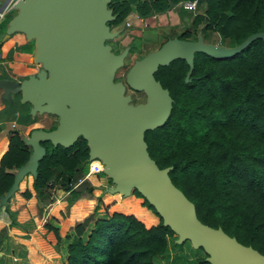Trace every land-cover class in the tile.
<instances>
[{"label":"trees","instance_id":"obj_1","mask_svg":"<svg viewBox=\"0 0 264 264\" xmlns=\"http://www.w3.org/2000/svg\"><path fill=\"white\" fill-rule=\"evenodd\" d=\"M177 1L110 0L107 5L116 17L107 23H116L133 8L145 15ZM203 1L204 11L194 16V22L205 19V27L217 30L228 39L227 43H237L252 31L264 30V0ZM3 28L1 57L14 39L18 43L27 40L21 30L2 38ZM188 33L184 30L179 36L188 37ZM30 40L33 42V38ZM187 68L184 58L175 57L154 71V76L168 88L172 105L162 124L144 131L147 150L159 166L171 165L168 173L172 181L194 202L202 221L220 225L239 241L264 252V42L255 37L226 57L195 51L190 78L185 80ZM25 112L30 115L28 106ZM35 119L32 115L30 122ZM40 142L45 153L38 159L36 175H31L39 199L51 200V182L61 172L58 185L62 191L68 189L67 207L83 195V190L93 193V187L85 186L83 180L66 185L88 157L82 135L68 146L53 144L49 139ZM30 151L31 146L24 142L19 130L10 129L7 146L0 155V193L13 180L12 168L25 162ZM132 190L154 211L156 219L150 225L134 212L118 209L94 218L100 196L91 211L76 218L63 236L57 225L45 222L57 243L64 242L61 264H169L170 237L175 232L136 188ZM21 193L31 195L28 188ZM205 254L196 257V264H210Z\"/></svg>","mask_w":264,"mask_h":264},{"label":"water","instance_id":"obj_2","mask_svg":"<svg viewBox=\"0 0 264 264\" xmlns=\"http://www.w3.org/2000/svg\"><path fill=\"white\" fill-rule=\"evenodd\" d=\"M109 1L15 0L17 10L2 38L14 30L33 38L32 59L40 61L41 68L21 79L0 77L2 97L11 99V92H20L21 101L31 103L30 113H52L57 122L52 128L34 126L22 135L31 151L0 193V202L6 203L25 174L36 175L38 159L45 153L40 139L68 146L80 134L86 139L88 158L99 157L102 170L114 182L109 192L128 194L136 188L177 234L176 241L189 239L193 246L202 247L210 264H264V252L197 216L194 202L172 181L171 165L159 166L144 138L147 128L165 121L172 105L168 88L154 76L159 64L184 58L188 63L184 79L188 80L195 51L230 56L255 37L264 42V30L252 31L234 44L205 41L200 33L197 38L166 37L126 70L125 82L146 93L144 101L133 103L124 93V82L114 80L128 46L115 52L105 42L118 32L107 23L116 17Z\"/></svg>","mask_w":264,"mask_h":264},{"label":"crops","instance_id":"obj_3","mask_svg":"<svg viewBox=\"0 0 264 264\" xmlns=\"http://www.w3.org/2000/svg\"><path fill=\"white\" fill-rule=\"evenodd\" d=\"M14 2L15 0H0V19L9 10L11 13L10 17L16 12L17 9L14 6ZM10 17L7 19V22ZM7 22L6 24L0 23V25L5 26L6 29ZM25 38L27 40L21 43H18L14 39L12 45L7 49L5 56L1 57L0 51V77L21 79L30 73H36L41 68L39 62L32 59L35 47L34 42L26 36ZM28 43L29 45L31 44V51L26 53L22 45L25 46ZM6 61L11 62V69H8V66L6 69L4 64ZM2 92L3 90L0 88V155L7 146L10 129L16 128L19 132L24 133L25 129H29L32 126L42 125L43 127H47L40 122V118L45 117L47 112H40L39 116L30 122L31 116L38 113L26 115V107L28 106L29 109L31 103L21 101L20 92H11V99L2 97ZM25 175L27 176L23 179L22 184L20 181L18 188L9 196L6 203L0 202V264H33L34 261H38L39 264L40 260H42L41 264H61L65 255L64 242L57 243L53 231L46 230L39 224V214L47 213L46 217L50 221L57 219V222H55L60 225L59 232L63 236L71 226L70 224L68 226L66 224L65 226V223L70 221L73 223L76 218H80L91 211L97 201L94 195L96 194L95 188L92 189V191L94 190V194L89 193V196L81 195L69 207H67V200L64 199L65 194H59L57 196L58 199L52 201L50 208L45 211L44 204L41 206V199L35 195L33 188L29 189L31 195L28 197H25L21 193L23 187H30L29 173ZM99 182L102 185H106L105 181L101 182L99 180ZM112 197L109 204L103 198L101 199L105 203L103 207L107 211H111L112 209L125 211L117 206L122 205L121 201L116 196ZM101 207H98V210L95 209L97 211L94 210V214L97 213L98 215L102 211ZM136 208L138 209L137 211L141 210V206ZM60 209H63V213L58 212ZM132 212L137 214L135 211ZM103 214H99L98 216H104ZM144 217L150 223L154 222V217L151 214H144ZM11 218L13 219L12 223L10 222ZM32 248H34V252L31 251ZM19 258L21 260H17Z\"/></svg>","mask_w":264,"mask_h":264},{"label":"rangeland","instance_id":"obj_4","mask_svg":"<svg viewBox=\"0 0 264 264\" xmlns=\"http://www.w3.org/2000/svg\"><path fill=\"white\" fill-rule=\"evenodd\" d=\"M134 6V4H133ZM205 3L204 1L197 0V6L194 9H187L182 7L180 4H178V1L174 3L172 6L161 10V11H153L150 13H147L145 15H140L138 12L133 8L131 9L125 17H123L121 20H118L116 23H111L109 26L111 29H117L118 32L112 36L105 39V42H108L111 45V49L113 51H121L125 46H128L127 53L124 56L123 63L116 67L114 71V78L117 80H122L125 84V93H128L130 95V101L136 102L140 100H144L146 98V93L144 90L134 89L131 88L126 82H125V73L130 64L133 62L135 58H138L142 56L147 51L156 48L166 37L171 35H180L181 32L184 30H189L188 37L187 38H197L198 33L202 34L203 39L205 41H211L215 43H225V44H232L227 43L225 38L221 36V34L210 27H205V19L200 20L199 22H194V16L196 14H200L204 11ZM14 10V8H12ZM11 13L10 10L6 12L2 17L0 23H5V20H7L10 17ZM142 16V18H140ZM128 20V22H126ZM3 26L0 25V34L3 31ZM23 48H25V52L31 51V44H26L25 46L22 45ZM30 49V50H29ZM39 62L41 65L40 61ZM7 69H11L12 66H10L9 62L4 63ZM40 112L35 113L34 115L38 117ZM46 113V112H41ZM40 122L46 126L56 123L57 117L52 114L48 113L45 115V117L40 118ZM42 126V125H40ZM28 129H25L24 133H21V135L25 134L28 135ZM89 161L90 158L87 157V159H84L80 164L79 168L77 169L74 178L78 176L77 180L74 178L70 180L66 185L70 186L72 183L73 185L77 184L78 181H82L87 186L90 184L93 188H95L96 198L100 196V198L104 199L105 202L109 204V201L111 203L112 196H116L117 199H119L122 203V205H117L119 208L124 209V212H132L135 211L138 217L142 218V220L145 222V224H151L147 218L145 219L144 214H151L152 217H154L153 220L156 219V215L153 213L154 211L152 208L150 209L146 204H143L142 197L136 194L132 189L128 194H123L119 192H109L108 188L113 186L114 182L111 180V177L108 176L103 170L100 171H93L89 174H87L86 170L89 167ZM14 171L16 168H12ZM62 172L57 173V179L49 180L51 182L52 186H50L51 190V200H47V197L44 199H41L40 203L41 206L44 204L45 211L50 208V203L56 199H58V195L65 194L64 199L67 200L68 196V189L65 191H62L59 187V181L62 177ZM32 174L29 173V186L30 187H23L24 188H33L32 187ZM27 175H24L21 179V184L23 179L26 178ZM54 179V178H52ZM71 179V178H70ZM99 180L101 182L105 181L106 185L100 184ZM20 183V182H19ZM85 190H83V195H88L89 192L84 193ZM94 191V190H93ZM31 192V191H30ZM93 195V196H94ZM89 196V195H88ZM98 200V204L96 206V209L98 210V207H101V212L99 214L106 215V208L103 207L105 205L104 201ZM114 201V200H113ZM57 202V201H56ZM46 204V205H45ZM119 204V203H118ZM141 206V210L137 211L138 209L136 207ZM40 207V206H39ZM66 207V206H65ZM144 208V209H143ZM95 210V211H97ZM106 210V211H105ZM120 210V209H118ZM63 209L58 210V212H62ZM123 211V210H121ZM153 211V212H152ZM45 213V212H44ZM39 214L40 221L39 224H41L46 230L52 229L48 228L45 225V222H49L53 225H57L58 229L60 228V225L57 224V219L54 221H50L47 219L46 214ZM97 213L94 214L93 217H101L98 216ZM56 221V222H55ZM68 222V221H67ZM74 222V221H73ZM149 222V223H148ZM72 222L65 223V226L67 224H71ZM67 228V227H66ZM54 234V232H53ZM55 236V234H54ZM177 234L174 233L172 237H170V256L168 257L169 264L177 263V264H196V257L202 256L205 254V251L202 247L197 246L193 247L189 239H184L182 241H176ZM56 238V236H55ZM56 238V242H57ZM21 250V249H20ZM21 255V251H20ZM17 260H21L20 258Z\"/></svg>","mask_w":264,"mask_h":264},{"label":"built area","instance_id":"obj_5","mask_svg":"<svg viewBox=\"0 0 264 264\" xmlns=\"http://www.w3.org/2000/svg\"><path fill=\"white\" fill-rule=\"evenodd\" d=\"M178 4L187 9H194L197 6V0H179ZM142 18V16H140ZM128 22V20H126ZM103 168V161L99 157L90 158L89 167L86 170L87 174L95 171H100Z\"/></svg>","mask_w":264,"mask_h":264},{"label":"flooded vegetation","instance_id":"obj_6","mask_svg":"<svg viewBox=\"0 0 264 264\" xmlns=\"http://www.w3.org/2000/svg\"><path fill=\"white\" fill-rule=\"evenodd\" d=\"M117 52V51H116ZM119 52V51H118ZM125 77V76H124ZM114 80H117V79H115L114 78ZM125 90V89H124ZM124 93H125V91H124ZM131 98V97H130ZM145 100V99H144ZM144 100H140V101H144ZM132 102V101H131ZM136 102H138V101H136ZM136 102H133V103H136Z\"/></svg>","mask_w":264,"mask_h":264},{"label":"bare ground","instance_id":"obj_7","mask_svg":"<svg viewBox=\"0 0 264 264\" xmlns=\"http://www.w3.org/2000/svg\"><path fill=\"white\" fill-rule=\"evenodd\" d=\"M195 247V246H194Z\"/></svg>","mask_w":264,"mask_h":264}]
</instances>
